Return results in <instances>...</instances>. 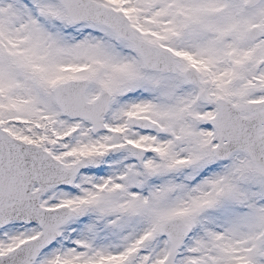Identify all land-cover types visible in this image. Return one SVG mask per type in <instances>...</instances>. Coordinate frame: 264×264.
<instances>
[{"label":"snow or ice","instance_id":"snow-or-ice-1","mask_svg":"<svg viewBox=\"0 0 264 264\" xmlns=\"http://www.w3.org/2000/svg\"><path fill=\"white\" fill-rule=\"evenodd\" d=\"M0 264H264V0H0Z\"/></svg>","mask_w":264,"mask_h":264}]
</instances>
